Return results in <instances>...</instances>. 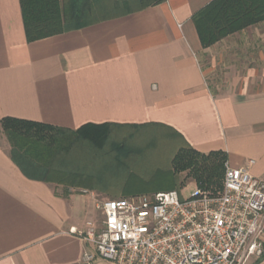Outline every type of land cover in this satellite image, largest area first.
Returning a JSON list of instances; mask_svg holds the SVG:
<instances>
[{
	"label": "crops",
	"instance_id": "crops-1",
	"mask_svg": "<svg viewBox=\"0 0 264 264\" xmlns=\"http://www.w3.org/2000/svg\"><path fill=\"white\" fill-rule=\"evenodd\" d=\"M211 1L164 0L29 42L20 0H0V121L159 123L200 152H225L230 166L254 160L264 178V80L235 69L215 81L209 71L235 34L203 48L193 16ZM100 196L27 176L0 127V264H87L92 246L71 228L101 222ZM246 264H264V254Z\"/></svg>",
	"mask_w": 264,
	"mask_h": 264
},
{
	"label": "trees",
	"instance_id": "trees-1",
	"mask_svg": "<svg viewBox=\"0 0 264 264\" xmlns=\"http://www.w3.org/2000/svg\"><path fill=\"white\" fill-rule=\"evenodd\" d=\"M164 0H20L26 37L29 42L80 29L101 21L125 16L158 5ZM203 48L264 22V0H212L193 16ZM9 144L10 155L29 177L69 188L95 190L103 183L101 172L92 168L97 151L117 149L104 137L126 132L129 137L149 136L177 140L172 159L173 183L168 191L185 186L179 176L188 172L197 186L216 194L223 188L226 154L223 151L200 152L181 140L170 128L150 123L142 125L88 124L70 130L31 120L5 117L0 121ZM117 136V135H116ZM103 140V141H102ZM123 146V144L121 145ZM99 161V160H98ZM104 190V189H102ZM129 196V195H128Z\"/></svg>",
	"mask_w": 264,
	"mask_h": 264
},
{
	"label": "built area",
	"instance_id": "built-area-1",
	"mask_svg": "<svg viewBox=\"0 0 264 264\" xmlns=\"http://www.w3.org/2000/svg\"><path fill=\"white\" fill-rule=\"evenodd\" d=\"M254 160L226 163L223 188L197 187L111 198L99 202L103 221L71 231L91 244L84 260L114 264H246L264 254V178Z\"/></svg>",
	"mask_w": 264,
	"mask_h": 264
},
{
	"label": "rangeland",
	"instance_id": "rangeland-1",
	"mask_svg": "<svg viewBox=\"0 0 264 264\" xmlns=\"http://www.w3.org/2000/svg\"><path fill=\"white\" fill-rule=\"evenodd\" d=\"M222 47V50L228 54L227 57L223 58L222 62L215 63L213 71H209L211 74L213 72L215 81H226L229 71L235 69L237 71L251 69L253 76L258 78L256 81L264 80V22L235 34ZM207 58L209 59L210 56L202 57L206 65L211 62ZM126 134L128 131L117 134L114 129L110 137H104L105 146L112 141L117 149L97 151L91 148L90 150L91 155L94 154L99 160L91 167L99 170L101 177L106 180L98 183V188L94 190L101 195L99 202L133 194L167 190L165 188L173 183L172 159L176 153L177 140L127 136L126 143H122L121 146L120 141ZM179 178L185 182V186L181 189L183 195L188 196L196 191L197 183L188 172L182 173ZM95 211V218L102 222L101 211L94 208ZM103 260L106 264H114L110 260Z\"/></svg>",
	"mask_w": 264,
	"mask_h": 264
}]
</instances>
